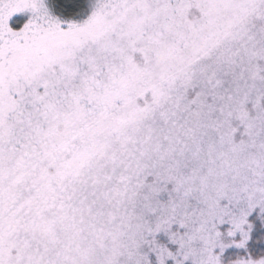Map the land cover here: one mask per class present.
<instances>
[{"label": "snow or ice", "instance_id": "6c2138e0", "mask_svg": "<svg viewBox=\"0 0 264 264\" xmlns=\"http://www.w3.org/2000/svg\"><path fill=\"white\" fill-rule=\"evenodd\" d=\"M0 264H264V0H0Z\"/></svg>", "mask_w": 264, "mask_h": 264}]
</instances>
